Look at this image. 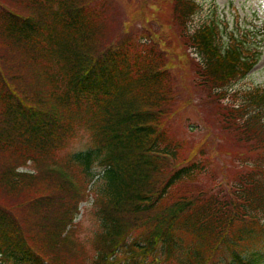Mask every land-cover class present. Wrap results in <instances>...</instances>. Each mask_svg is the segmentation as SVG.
<instances>
[{
  "label": "trees",
  "instance_id": "16d2710c",
  "mask_svg": "<svg viewBox=\"0 0 264 264\" xmlns=\"http://www.w3.org/2000/svg\"><path fill=\"white\" fill-rule=\"evenodd\" d=\"M168 1L189 79L140 8L118 21V0H0V264H264V86L228 92L261 53ZM188 81L228 151L171 134ZM79 130L89 144L70 151ZM90 197L86 257L72 225Z\"/></svg>",
  "mask_w": 264,
  "mask_h": 264
},
{
  "label": "rangeland",
  "instance_id": "374dc122",
  "mask_svg": "<svg viewBox=\"0 0 264 264\" xmlns=\"http://www.w3.org/2000/svg\"><path fill=\"white\" fill-rule=\"evenodd\" d=\"M157 4L148 5L142 3L140 0H118V7H111L112 10L118 12V21H121L125 14V20L129 17H133L138 9L143 11L142 20L147 21V28L151 33L158 36L163 47L169 53V58L173 64V72L179 78L189 79L190 72L186 66V55L182 51L179 43L175 37L170 34L167 21L170 13V4L168 0H156ZM198 5V11L191 19L190 28L196 29L204 24L214 22L217 26L218 36L220 37L221 45L227 43L231 37L243 38V42L251 45H256L252 49H256L261 53L258 63L254 68L246 75V77L236 80L228 87V92H242L254 87L264 86V0H194ZM145 8L143 10V8ZM128 16V17H127ZM127 17V18H126ZM194 79L191 78L190 82L193 83ZM189 81L188 90L182 93L183 97L191 99L192 103L184 107L178 108L170 121L171 134L178 139H186L190 132L194 131V135L198 140L204 139V136L208 135V141L210 143L208 152H213L214 149L219 148L223 151L230 149L227 142H218L213 139L206 129H203L199 121V115L201 108L199 107L198 98L193 90L194 85ZM178 104V102H177ZM169 122V123H170ZM183 127V128H182ZM214 127V124H213ZM212 128V126H211ZM183 136L180 132H184ZM77 137L71 142L70 151L83 149L89 144L90 133L86 130H79ZM190 136V135H189ZM218 157H215V160ZM215 171L218 175H223L226 172L221 171L222 165L216 161ZM26 169H29L26 168ZM234 174L231 172L229 176ZM91 197L87 202H82L80 210H77V217L75 223L72 225V229L75 224H79L78 236L86 253V257L93 255L92 246L90 242L92 239V233L95 228V222L93 214L90 210L92 201ZM79 251L78 248H75Z\"/></svg>",
  "mask_w": 264,
  "mask_h": 264
}]
</instances>
